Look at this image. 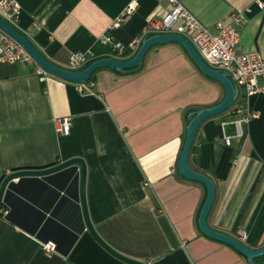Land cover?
<instances>
[{"label": "crops", "instance_id": "0c3cea01", "mask_svg": "<svg viewBox=\"0 0 264 264\" xmlns=\"http://www.w3.org/2000/svg\"><path fill=\"white\" fill-rule=\"evenodd\" d=\"M211 32L239 16V47L264 60V0H178ZM16 29L52 63L66 68L73 53L95 60L115 57L104 35L129 5L131 14L110 31L128 48L149 20L170 9L162 0H18ZM129 53V57L126 53ZM127 53V54H128ZM264 83V81H260ZM78 83L34 64L0 62V183L9 173L44 169L71 158L85 165V202L98 236L115 252L146 264H247L231 246L203 235L198 217L206 197L200 182L185 179L177 162L185 113L211 107L224 89L203 75L178 43L151 47L137 72H94ZM255 115L230 146L232 109L198 127L190 166L212 179L215 198L207 222L249 247L264 245V92L248 99ZM67 118L69 131L60 133ZM5 211V213H2ZM52 243L54 251L42 245ZM263 259H257L261 263ZM0 264H129L103 248L85 225L80 167L21 176L6 187L0 207Z\"/></svg>", "mask_w": 264, "mask_h": 264}, {"label": "built area", "instance_id": "2783aa9c", "mask_svg": "<svg viewBox=\"0 0 264 264\" xmlns=\"http://www.w3.org/2000/svg\"><path fill=\"white\" fill-rule=\"evenodd\" d=\"M165 1L170 5L168 13L159 19L149 20L141 36L129 43L128 48H138L142 38L145 36L158 33H177L190 41L207 65L213 69L228 72L233 84L239 90L238 96L231 106V112L234 117L230 121L222 123L223 126L229 123L234 127L232 134L225 133L223 135L224 144L230 146L234 139H240L243 136L245 127L255 117L253 113L245 109L244 103L239 101V99L240 97L248 99L256 93L264 92V83H260V81H264V60L258 52L246 53L240 50L239 31L234 25L239 22V16L232 14L229 21H219L215 25L216 31L211 32L178 0ZM259 6L264 9L263 3H259ZM133 10L134 5L132 4L126 7L121 15L112 22L107 32L100 37L102 43L112 44V50L115 53L114 58L120 59L127 47L119 42H113L110 31L121 27L125 17L131 14ZM19 11L18 0H0V18L14 28ZM91 61V58L82 53H73L69 57L66 69L79 71ZM0 62L34 64L36 73L41 81L45 79L46 75L50 74L35 62L21 44L1 29ZM88 82L78 83V90L80 92L89 90ZM69 127V120L63 118L59 122L58 131L65 134L69 131ZM2 213H5V211ZM238 239L245 242V232L240 231ZM42 248L46 252L54 251L52 243H45Z\"/></svg>", "mask_w": 264, "mask_h": 264}, {"label": "water", "instance_id": "95a60500", "mask_svg": "<svg viewBox=\"0 0 264 264\" xmlns=\"http://www.w3.org/2000/svg\"><path fill=\"white\" fill-rule=\"evenodd\" d=\"M0 29L10 37H12L14 40H16L19 44H21L33 57L35 62L44 70H46L50 74L75 83L88 82L91 74L101 68H109L117 74L128 73L130 70L142 65L145 54L151 47L164 43H178L185 50L187 55L193 61L195 66L200 70V72L209 79L217 81L224 89V97L219 103L211 107L188 109L184 117L186 122L185 137L177 162V172L181 177L185 179L202 183L206 189V197L198 217L199 230L206 237L225 243L237 250L239 253L245 256L247 264H264V245L260 248L249 247L246 243L240 241L238 238L217 231L209 226L207 217L215 198V185L210 177L199 171H196L189 164V153L191 151L194 136L199 125L204 120L213 116L220 115L223 112L227 111L233 105L236 97L238 96L239 90L233 84L228 72L223 70H216L207 65L206 62L201 58L199 53L196 51L194 46L190 43V41L184 36L177 33H158L150 36H145L142 38L135 54L128 59H117L114 57L97 58L95 60H92L83 69L79 71H71L64 67H60L46 59L26 36H24L11 25L7 24L1 18ZM70 165H78L80 167L81 207L86 228L94 237V239L109 253L126 263L146 264L133 259H129L115 252L96 233L89 220L87 212V206L85 202V165L83 160L80 158H71L62 163L44 169L20 170L7 174L0 183V207L2 204V197L7 185L15 178H19L21 176H43L61 170ZM262 257L263 261L261 263H257L256 259Z\"/></svg>", "mask_w": 264, "mask_h": 264}, {"label": "trees", "instance_id": "16d2710c", "mask_svg": "<svg viewBox=\"0 0 264 264\" xmlns=\"http://www.w3.org/2000/svg\"><path fill=\"white\" fill-rule=\"evenodd\" d=\"M15 29H16V26H15ZM127 53H128V52H127ZM127 53H126V56L129 57L130 54H129V53L127 54ZM134 54H135V53H134ZM134 54H133V55H134ZM133 55H131L130 57H132ZM130 57H129V58H130ZM140 68H141V66L136 67V68L130 70L128 73L137 72V71L140 70ZM93 74H94V72L91 74L90 78H92ZM230 109H231V107H230L228 110H230ZM228 110H227V111H228ZM258 259H263V257H262V258H258ZM256 260H257V259H256Z\"/></svg>", "mask_w": 264, "mask_h": 264}]
</instances>
